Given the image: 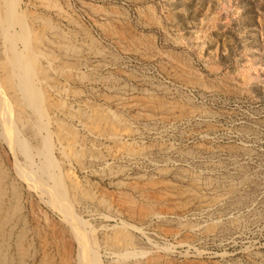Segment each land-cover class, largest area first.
Masks as SVG:
<instances>
[{
  "label": "rangeland",
  "instance_id": "rangeland-1",
  "mask_svg": "<svg viewBox=\"0 0 264 264\" xmlns=\"http://www.w3.org/2000/svg\"><path fill=\"white\" fill-rule=\"evenodd\" d=\"M0 88L29 264H264V0H0Z\"/></svg>",
  "mask_w": 264,
  "mask_h": 264
},
{
  "label": "bare ground",
  "instance_id": "bare-ground-1",
  "mask_svg": "<svg viewBox=\"0 0 264 264\" xmlns=\"http://www.w3.org/2000/svg\"><path fill=\"white\" fill-rule=\"evenodd\" d=\"M11 8V7H10ZM16 21V20H15ZM19 33V32H18ZM20 36V35H19ZM25 36V35H24ZM15 47V46H14ZM18 55V54H17ZM18 58V57H17ZM18 61V60H17ZM19 62V61H18ZM17 64V63H16ZM19 64V63H18ZM22 64V63H20ZM21 66V65H20ZM25 66V65H24ZM18 67V66H17ZM23 68V67H22ZM29 68V67H28ZM26 70V69H25ZM28 71V70H27ZM17 72V71H15ZM24 72L21 71V73ZM30 73V71L28 72ZM23 75H27L26 72L25 74L22 73ZM18 75V74H17ZM22 75V76H23ZM30 75V74H29ZM25 77V76H24ZM22 77L23 79V83L25 84L24 82V79L27 81V79L29 78H24ZM27 77H29L27 75ZM30 79H31V76H30ZM29 79V80H30ZM29 83V82H28ZM32 84H30L29 86L31 87V85H33V82H30ZM27 84H25L24 86L26 87ZM35 86V85H34ZM23 87V86H22ZM29 87V88H30ZM33 88V87H32ZM36 88V86H35ZM1 89V88H0ZM21 89V87H20ZM28 87H26V89H24V94H25V97L27 100H29L31 102V99H33V97H36L37 96L39 97V95L37 94V96H34V94L32 92H34L36 89H34V91H31V89L27 90ZM39 92V91H38ZM37 92V93H38ZM1 94V93H0ZM23 94V95H24ZM36 95V94H35ZM3 96V95H2ZM6 98V97H5ZM4 98V99H5ZM24 98V97H23ZM40 98V97H39ZM36 100V99H35ZM35 100H33L32 102L34 103ZM40 100V99H39ZM38 102V100H36ZM41 101V100H40ZM39 101V103H40ZM6 102V101H5ZM4 102V103H5ZM35 103V104H31V107L32 108H35V110L37 111V113L39 114H43V111L41 113V111L39 110V108L42 106V105H38V103ZM2 104V103H1ZM42 104V103H40ZM8 105V104H7ZM6 104H3L1 106V110L2 112L0 113L1 114V121L3 122L2 124V128H3V137L11 143V145L14 147V143L15 144H19V140H18V129L17 127L15 126V120L13 119V116H12V113H11V110L7 107ZM43 109V108H41ZM44 115V114H43ZM44 117V116H42ZM45 118V117H44ZM42 120V119H41ZM43 122H46V121H43ZM2 134V133H1ZM0 134V135H1ZM9 143V145H10ZM24 145V144H23ZM16 146V145H15ZM13 149V148H12ZM19 164V163H18ZM5 169V168H4ZM21 170V169H20ZM33 170V169H32ZM26 171V170H25ZM21 172V171H20ZM34 172V170H33ZM4 173V172H3ZM23 174H26L23 172ZM22 174V175H23ZM29 176V174H28ZM55 176V175H54ZM26 177V176H25ZM31 178V176H30ZM8 180V179H7ZM35 180V179H33ZM60 179H58L59 181ZM56 181V180H55ZM58 181L56 182L58 184ZM61 181V180H60ZM59 181V182H60ZM10 184V183H9ZM17 184V183H16ZM61 184V183H60ZM46 185V184H45ZM57 187V186H56ZM61 187V186H60ZM59 187V188H60ZM8 189L7 188V185H6V181H5V177L4 175L1 174L0 172V264H29L28 261V251H27V248H26V244H25V235L23 234L22 230H18L17 229V223H18V217L20 216H17L19 214V212L21 211V206H20V203L18 202L19 200V191H18V188H16L15 186L12 187V195L8 198V201H7V198H6V195L8 193ZM11 189V188H10ZM61 189V188H60ZM10 193V191H9ZM11 194V193H10ZM21 194V193H20ZM58 196L60 195V193L58 192L57 193ZM65 195V194H64ZM8 196V195H7ZM55 198V197H54ZM57 200H58V197H57ZM67 201V200H66ZM65 201V202H66ZM64 202V201H63ZM64 202V203H65ZM64 206L63 203H60ZM67 205V203H65ZM65 205V207H66ZM62 206V207H63ZM70 206V205H68ZM67 206V207H68ZM71 208V206L69 207V209ZM69 209H66L68 210V213H69ZM63 210V209H61ZM72 210V209H70ZM65 211V210H64ZM22 216V214H21ZM77 221V220H76ZM81 221V220H80ZM78 223V222H77ZM82 223V222H81ZM22 224V223H21ZM75 224V223H74ZM78 225V224H77ZM76 225V226H77ZM20 226V225H19ZM78 227V226H77ZM22 228V226H21ZM80 228V227H78ZM82 229V228H81ZM19 231V232H18ZM78 231V230H77ZM14 249V250H13ZM62 249V248H61ZM10 250H13L12 254L10 253ZM43 253V252H42ZM58 253V252H57ZM62 256V255H61ZM55 257V256H54ZM84 257V256H83ZM51 258V257H50ZM50 260V259H49ZM46 259V256L42 257V261L39 262V264H50V261ZM82 260V258H81ZM80 260V261H81ZM96 260V259H95ZM86 261H84L85 263ZM88 262V261H87ZM83 263V262H81ZM89 264V263H88Z\"/></svg>",
  "mask_w": 264,
  "mask_h": 264
}]
</instances>
